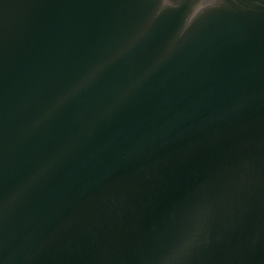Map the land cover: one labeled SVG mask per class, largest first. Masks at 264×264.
<instances>
[{
  "label": "water",
  "instance_id": "95a60500",
  "mask_svg": "<svg viewBox=\"0 0 264 264\" xmlns=\"http://www.w3.org/2000/svg\"><path fill=\"white\" fill-rule=\"evenodd\" d=\"M0 264H264V0H0Z\"/></svg>",
  "mask_w": 264,
  "mask_h": 264
}]
</instances>
